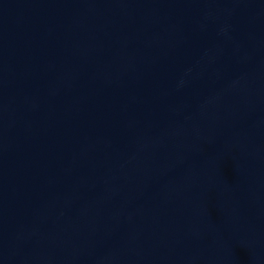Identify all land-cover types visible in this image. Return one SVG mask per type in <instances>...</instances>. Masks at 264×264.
Masks as SVG:
<instances>
[{"label": "water", "instance_id": "water-1", "mask_svg": "<svg viewBox=\"0 0 264 264\" xmlns=\"http://www.w3.org/2000/svg\"><path fill=\"white\" fill-rule=\"evenodd\" d=\"M0 264H264V0H0Z\"/></svg>", "mask_w": 264, "mask_h": 264}]
</instances>
